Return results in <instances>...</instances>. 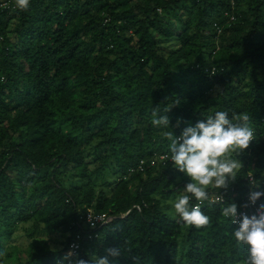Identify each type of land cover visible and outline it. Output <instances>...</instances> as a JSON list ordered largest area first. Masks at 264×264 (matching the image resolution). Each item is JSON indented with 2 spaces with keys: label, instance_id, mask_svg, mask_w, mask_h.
<instances>
[{
  "label": "trees",
  "instance_id": "trees-1",
  "mask_svg": "<svg viewBox=\"0 0 264 264\" xmlns=\"http://www.w3.org/2000/svg\"><path fill=\"white\" fill-rule=\"evenodd\" d=\"M154 111L169 128L151 124ZM216 111L247 114L255 139L234 157L235 182L210 189L222 202L202 206L211 227L197 229L166 212L190 178L164 133ZM255 191L264 0H30L26 11L0 0V264H67L73 243L71 259L89 264L110 248L113 264H243L221 209ZM88 211L113 220L92 229ZM19 228L26 248L4 254Z\"/></svg>",
  "mask_w": 264,
  "mask_h": 264
},
{
  "label": "clouds",
  "instance_id": "clouds-1",
  "mask_svg": "<svg viewBox=\"0 0 264 264\" xmlns=\"http://www.w3.org/2000/svg\"><path fill=\"white\" fill-rule=\"evenodd\" d=\"M15 3L17 8L26 11L30 0H15ZM168 110L166 108L165 112ZM249 121L247 114L229 118L226 111H216L194 126L185 127L179 136L172 131L164 133L169 141V159L173 167L190 178L173 204L175 213L185 224L197 229L211 227V218L204 214L202 206L222 198L217 195L213 199L210 189L227 190L229 182H235L243 165L234 157L249 149L255 139ZM150 122L157 128L167 129L170 126L169 117L160 116L157 111L153 112ZM262 196L264 192H252L250 203L255 206ZM243 207L247 208L248 204ZM221 214L231 225H238L232 235L238 245L247 248L243 264H264V204L257 207L255 214L248 215L238 212V205L231 203L221 209ZM73 255L67 252L64 257L67 264H89L88 260L81 258L73 261ZM109 256L119 257L120 251L110 248L103 257L93 256L91 264H113Z\"/></svg>",
  "mask_w": 264,
  "mask_h": 264
},
{
  "label": "rangeland",
  "instance_id": "rangeland-1",
  "mask_svg": "<svg viewBox=\"0 0 264 264\" xmlns=\"http://www.w3.org/2000/svg\"><path fill=\"white\" fill-rule=\"evenodd\" d=\"M183 192V191H182ZM179 195V194H178ZM177 195V196H178ZM175 201L170 200L167 203V206H169L168 211H166L171 217L174 216L175 210L173 207ZM42 237V236H41ZM45 239H48L52 242V246L55 250H61L62 248V243L64 242L63 236L60 234H53V235H48V236H43ZM28 243V240L25 236V233L22 229H18V231L12 236L11 239L8 241L4 242V247H3V252L4 254L6 253H12L14 249H18V251H22L26 248Z\"/></svg>",
  "mask_w": 264,
  "mask_h": 264
},
{
  "label": "built area",
  "instance_id": "built-area-1",
  "mask_svg": "<svg viewBox=\"0 0 264 264\" xmlns=\"http://www.w3.org/2000/svg\"><path fill=\"white\" fill-rule=\"evenodd\" d=\"M160 161H164L166 159V156H159L158 158ZM147 163L145 161H140L139 164H138V169L141 171L143 166L146 165ZM150 165L151 166H154V161H151L150 162ZM249 181L252 183V179L249 178ZM251 194V193H250ZM250 194H248V196H246L245 198V204H248V207L245 208L243 207L242 209H238V212H241V213H247L248 215H252V214H255L256 213V210H257V207L260 205V204H264V202H261V201H257V204L254 206L250 203V200H249V197H250ZM216 196H213V199H215ZM222 202V199L216 201L215 203H221ZM207 203V202H206ZM215 203H212V204H215ZM209 204V203H208ZM82 218V217H81ZM85 220H86V223L89 224V226L93 229L94 227L98 226V225H101V224H105L107 221H106V216L105 215H95L93 214L92 212H87L86 215H85ZM234 227H238V225H232ZM78 249V244L77 243H73L70 245L69 247V251L72 252L73 254L76 252V250Z\"/></svg>",
  "mask_w": 264,
  "mask_h": 264
},
{
  "label": "water",
  "instance_id": "water-1",
  "mask_svg": "<svg viewBox=\"0 0 264 264\" xmlns=\"http://www.w3.org/2000/svg\"><path fill=\"white\" fill-rule=\"evenodd\" d=\"M112 220H113L112 218H108L107 223H110Z\"/></svg>",
  "mask_w": 264,
  "mask_h": 264
}]
</instances>
